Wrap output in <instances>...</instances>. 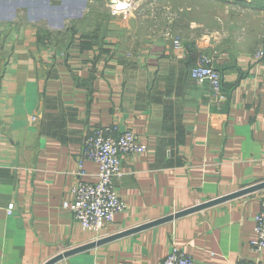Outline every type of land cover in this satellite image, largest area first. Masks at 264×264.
Listing matches in <instances>:
<instances>
[{
  "label": "crops",
  "instance_id": "1",
  "mask_svg": "<svg viewBox=\"0 0 264 264\" xmlns=\"http://www.w3.org/2000/svg\"><path fill=\"white\" fill-rule=\"evenodd\" d=\"M149 4L155 32L137 17ZM202 53L223 76L217 96L191 75ZM109 125L148 149L124 157L127 207L96 233L63 203L98 181L84 141ZM0 130V264H45L264 181V0H0ZM263 202L256 191L55 264H162L172 242L197 264L264 262L251 248Z\"/></svg>",
  "mask_w": 264,
  "mask_h": 264
},
{
  "label": "built area",
  "instance_id": "2",
  "mask_svg": "<svg viewBox=\"0 0 264 264\" xmlns=\"http://www.w3.org/2000/svg\"><path fill=\"white\" fill-rule=\"evenodd\" d=\"M174 46L181 48L179 39H174ZM213 55L202 53L198 64L192 67L191 75L198 82H209L213 95L223 90V76L216 66ZM2 132L0 130V142ZM147 143L132 130L118 131L116 125L97 127L84 141L83 159L98 165V181L86 182L80 179L74 187V198L64 201L63 208L68 210L83 229L100 233L115 215L126 207V201L119 195L115 178L122 174V161L128 154L143 153ZM80 175H85L81 167ZM15 203L8 205V213H13ZM256 238L251 241V248L257 253L264 249V202L255 217ZM162 264H197L192 255L186 253L177 242H172ZM240 264H264L259 258Z\"/></svg>",
  "mask_w": 264,
  "mask_h": 264
},
{
  "label": "water",
  "instance_id": "3",
  "mask_svg": "<svg viewBox=\"0 0 264 264\" xmlns=\"http://www.w3.org/2000/svg\"><path fill=\"white\" fill-rule=\"evenodd\" d=\"M260 190H264V181H261L259 183H256L254 185H251V186H248V187H245V188H242V189H240L238 191H235L233 193H230V194H227V195L215 198V199H211V200L203 202V203H199L197 205H194V206L189 207L187 209H184L182 211L175 212L173 214L167 215V216L162 217L160 219H156L154 221H150L148 223L139 225V226L134 227L132 229H128V230L122 231L120 233H116L114 235H110L108 237L99 239L97 241H93L91 243H88V244L81 245L79 247L70 249L68 251H65V252L53 257L52 259L47 261L45 264H55L56 262L66 258V257H69V256L74 255V254L79 253V252L90 250L92 248H95L97 246H100L102 244L110 242L112 240H116L118 238L133 234L135 232H138V231H141V230H144V229H147V228H151V227L157 226L159 224H162V223H165V222L180 218L182 216H185V215H188V214H191V213H194V212L209 208V207L217 205L219 203H222V202H225V201H228V200L240 197V196H244V195L256 192V191H260Z\"/></svg>",
  "mask_w": 264,
  "mask_h": 264
},
{
  "label": "rangeland",
  "instance_id": "4",
  "mask_svg": "<svg viewBox=\"0 0 264 264\" xmlns=\"http://www.w3.org/2000/svg\"><path fill=\"white\" fill-rule=\"evenodd\" d=\"M111 3H112V2H111ZM117 3H119V4H121V5L123 4L122 1H117ZM109 4H110V3H109ZM121 5H119V6H121ZM97 6H98V5H97ZM99 6H100V4H99ZM90 7H91V6H89L88 9H89ZM129 7H130V9H131L132 11L135 12L134 4L130 5ZM141 7H143V6H141ZM138 9H140V8H138ZM86 10H87V9H86ZM120 12H123V13H124V10H123V11L120 10ZM104 13H106V12H104ZM104 13L101 12L100 14L104 15ZM139 14H141V16H137V17H140V18L144 19V23H141V25H143V26H144V25H145V26L148 25L149 32H152L153 30L156 31V30L160 29L158 25H159V17H160V15H161V11L159 10L158 7L149 4V6L146 7L145 9L141 10V11L139 12ZM106 15H107V14H105V16H106ZM22 16H23V15H22ZM136 19H137V18H136ZM118 20L122 21L123 19H122V18H119ZM90 23H92V22H91V18L88 17V18H86V19L83 20L82 25H83V26H90V25H91ZM155 31H153V32H155Z\"/></svg>",
  "mask_w": 264,
  "mask_h": 264
}]
</instances>
